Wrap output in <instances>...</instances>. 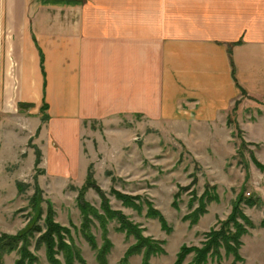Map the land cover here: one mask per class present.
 I'll return each mask as SVG.
<instances>
[{"label": "crops", "instance_id": "0c3cea01", "mask_svg": "<svg viewBox=\"0 0 264 264\" xmlns=\"http://www.w3.org/2000/svg\"><path fill=\"white\" fill-rule=\"evenodd\" d=\"M241 91L264 100V0H0V122L43 159L53 132L75 159L84 124L137 115L219 156Z\"/></svg>", "mask_w": 264, "mask_h": 264}, {"label": "rangeland", "instance_id": "374dc122", "mask_svg": "<svg viewBox=\"0 0 264 264\" xmlns=\"http://www.w3.org/2000/svg\"><path fill=\"white\" fill-rule=\"evenodd\" d=\"M253 101L257 106H252ZM258 101L241 91L225 113L226 123H221L217 136L226 138L228 144L224 151L215 152L219 156L209 150L214 143L213 136L211 141L207 136L210 134L199 137L201 148L194 152L171 136L166 127L149 126L137 115L129 119L113 117L105 124H84L81 140L86 150L84 156L75 159L66 156L60 141L66 140L63 134L53 132L51 141L41 142L50 147L48 151L43 146V159V153L31 141L25 144L24 136L6 135L4 123L0 122V235H16L31 222L36 223L41 230L34 234L29 251L37 258L36 264H50L45 246L35 248V240L46 230V214L50 210L53 221L66 229L59 231L64 243L70 252H78L70 264H144L143 252L125 256L136 238L121 229L123 218L162 249L150 248L149 242L148 249L153 254H149L147 264H175L182 246L202 248L206 234L221 228L231 216L234 202L243 195L261 202L255 206L244 202L239 205L241 214L253 224L240 238L242 261L234 263L233 256H227L221 248L220 255L209 256L205 264H264V169L261 171L254 162L264 166V141L247 138L259 129L258 124L264 125V100ZM41 112L44 122L45 111ZM238 122L252 125L239 126ZM257 133L258 130L254 135ZM37 155L39 163L35 165ZM89 172L93 177L91 186L86 185ZM35 185L43 199L39 203L41 215H37L31 199ZM117 194L138 200L130 199L132 205H126ZM83 204L102 220L89 214V221H84L80 211ZM199 204H203L204 213L191 224L184 217ZM159 217L165 221L163 225ZM54 257L58 264H67L63 251ZM18 258L13 251L1 255V262L14 264ZM193 258L194 253H188L182 264H191Z\"/></svg>", "mask_w": 264, "mask_h": 264}, {"label": "trees", "instance_id": "16d2710c", "mask_svg": "<svg viewBox=\"0 0 264 264\" xmlns=\"http://www.w3.org/2000/svg\"><path fill=\"white\" fill-rule=\"evenodd\" d=\"M42 110H46V107L43 106ZM47 118V116H46ZM256 166L261 170L264 169V166L258 163L257 161H254ZM39 163V156L37 155L35 159V165ZM261 170V171H262ZM93 179L92 174L89 172L87 176V186H91L93 183L91 182ZM19 187L20 185L17 184ZM97 191H99L98 188H95ZM185 190V189H181ZM179 194H176L174 196L175 199ZM117 197H119L126 205H132V202H130V199L138 200V197H128L124 195L117 194ZM38 186L35 185L34 187V194L32 196V203L35 210L38 211L37 215L42 214V210L40 209L39 203L42 202L43 199ZM203 199L200 198V201ZM244 202L248 206H255L256 203L260 204V199L258 198H251V197H244L243 195H239L237 200L234 202L233 209L231 216L226 222H223L221 224V228L219 230H210L206 234V241L204 242L202 248H186V246H182L177 254L176 262L175 264H182L183 259L188 253L193 252L194 258L191 262V264H205L207 261V258L209 256H219V249L223 248L225 250L226 255H232L235 262H241L242 259L239 255V249L242 246V243L240 241L241 236L247 233L246 227L252 228L253 224L243 215L241 214L239 210V205ZM204 204V202H203ZM203 204H199L196 209H194L189 215L185 216V220H191V224H195L198 220L199 215L203 214L204 212L201 211V206ZM85 204L81 206L80 211L81 215L84 218V221H89L87 215L91 214L95 218L102 220V217L100 215H97L96 212L87 207ZM134 206L137 207V205L134 204ZM85 213V214H83ZM47 218L45 220V227L46 230L43 232L40 236L37 237L35 240V248L39 249L41 245L45 246V254L47 256L48 261L50 264H58V261L55 259V255L59 253V251H63L65 253V259L67 264H70V260L73 256L78 257V252L75 253L70 252L69 245L64 243L62 236L59 234V231H66L64 227H61L57 223H55L52 219V212L49 210V212L46 214ZM237 218H239L241 221L245 223H240ZM161 225L165 222L163 218L159 217ZM121 222L123 226L121 225V229H127L128 234L133 235L136 238V243L131 246L125 256L129 257L135 254H139L143 252V261L144 264H147V258L149 254L152 251L148 249V243L150 242V248L151 247H159L157 242H152L148 238H145L141 235V231L136 228V226L131 225L130 223H126L123 218H121ZM261 227H264V218L261 221ZM40 227L34 223L31 222L30 226H27L22 231L18 232L16 235H7L2 234L0 235V264L1 262V255L6 253H11L13 251H16L19 255V258L14 264H36L37 258L33 256L30 251L29 247L31 245V240L34 239V234L37 232H40ZM88 240H91L90 237L86 236ZM55 249V250H54ZM155 250V249H154ZM153 250V251H154ZM104 253L103 251H101ZM79 259V258H77ZM107 263V262H106ZM105 264V263H104Z\"/></svg>", "mask_w": 264, "mask_h": 264}]
</instances>
